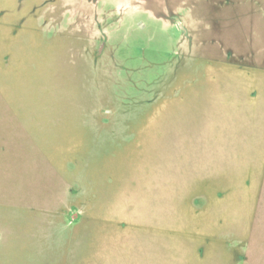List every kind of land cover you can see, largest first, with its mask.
I'll return each mask as SVG.
<instances>
[{"label": "rangeland", "instance_id": "obj_1", "mask_svg": "<svg viewBox=\"0 0 264 264\" xmlns=\"http://www.w3.org/2000/svg\"><path fill=\"white\" fill-rule=\"evenodd\" d=\"M0 264H264V0H0Z\"/></svg>", "mask_w": 264, "mask_h": 264}]
</instances>
